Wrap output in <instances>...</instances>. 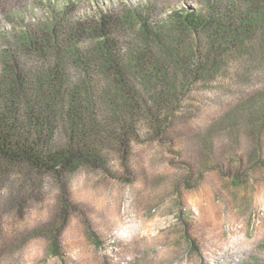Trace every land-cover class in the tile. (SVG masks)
Here are the masks:
<instances>
[{
    "label": "trees",
    "instance_id": "obj_1",
    "mask_svg": "<svg viewBox=\"0 0 264 264\" xmlns=\"http://www.w3.org/2000/svg\"><path fill=\"white\" fill-rule=\"evenodd\" d=\"M23 1L0 0V13ZM74 3L0 52V218L58 189L60 210L41 230L56 256L71 176L105 172L112 156L127 169L133 143L170 140L211 91L235 101L197 132L199 164L210 169L220 136L228 150L244 141L250 166L264 167V0L159 15L147 3L84 14Z\"/></svg>",
    "mask_w": 264,
    "mask_h": 264
},
{
    "label": "rangeland",
    "instance_id": "obj_2",
    "mask_svg": "<svg viewBox=\"0 0 264 264\" xmlns=\"http://www.w3.org/2000/svg\"><path fill=\"white\" fill-rule=\"evenodd\" d=\"M198 1L75 0L74 8L84 14L147 3L159 15ZM64 4L24 0L0 13V52ZM215 95L196 101L170 140L133 143L127 169L112 156L105 172L71 176L62 197L69 206L59 224L62 255L48 253L41 231L60 210L58 189L47 186L22 215L1 217L0 264H264V167L250 166L244 141L228 150L220 136L210 169L199 164L197 132L235 101Z\"/></svg>",
    "mask_w": 264,
    "mask_h": 264
}]
</instances>
